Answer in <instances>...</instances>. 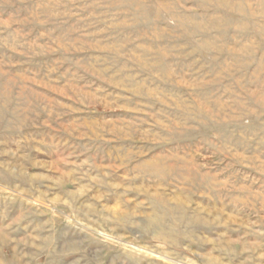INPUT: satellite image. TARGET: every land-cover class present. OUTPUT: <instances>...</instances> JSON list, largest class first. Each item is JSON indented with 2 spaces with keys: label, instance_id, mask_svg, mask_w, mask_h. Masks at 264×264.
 <instances>
[{
  "label": "rangeland",
  "instance_id": "1",
  "mask_svg": "<svg viewBox=\"0 0 264 264\" xmlns=\"http://www.w3.org/2000/svg\"><path fill=\"white\" fill-rule=\"evenodd\" d=\"M0 264H264V0H0Z\"/></svg>",
  "mask_w": 264,
  "mask_h": 264
}]
</instances>
